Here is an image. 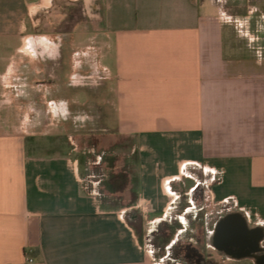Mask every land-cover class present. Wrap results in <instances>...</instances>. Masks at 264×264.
Listing matches in <instances>:
<instances>
[{
    "label": "crops",
    "instance_id": "obj_1",
    "mask_svg": "<svg viewBox=\"0 0 264 264\" xmlns=\"http://www.w3.org/2000/svg\"><path fill=\"white\" fill-rule=\"evenodd\" d=\"M55 1L0 0V264H162L134 225L200 184L264 230V57L229 25L247 0H93L60 43L34 36ZM84 108L95 129L76 140L67 110Z\"/></svg>",
    "mask_w": 264,
    "mask_h": 264
},
{
    "label": "rangeland",
    "instance_id": "obj_2",
    "mask_svg": "<svg viewBox=\"0 0 264 264\" xmlns=\"http://www.w3.org/2000/svg\"><path fill=\"white\" fill-rule=\"evenodd\" d=\"M217 1L222 2L223 0ZM224 5L228 9L227 12H231L228 2H225ZM236 10H238L236 17L241 14L243 18L230 20L229 25L234 28L235 36L240 42L246 43L249 50L257 48L262 57H264V0H247V4ZM94 23L93 0H56L51 9L41 12L39 32L34 36H39L40 38L50 36L55 38V43L69 42V32L72 29L90 26ZM90 78L93 81L91 79H89L91 81H74L73 85H83L87 81L89 86H94V74ZM90 90H87V92L91 93ZM87 92L79 91L80 94H73L71 90L67 89L62 95L68 96L71 101L82 105L88 98ZM67 112L66 120L71 123L74 139H84V134H89L88 128L95 129V110L84 108V110H67ZM86 125L90 127L86 128ZM78 126H83V128L78 129ZM94 153L97 152L94 151ZM193 173L197 179L202 181V177L197 171H193ZM188 200L192 202L195 209L183 216L185 226L182 228L174 224V218L181 217L183 209L188 206ZM230 206L228 204H211L207 190L200 184L190 196L182 195L179 198L176 209L168 211L165 223L162 222L159 225L149 224L142 227L138 219L134 227L141 245H147L146 236L151 233L149 236L152 243L150 244L153 245L154 256L156 260L161 259L162 264H190V260L185 259L184 248L196 250L201 256L203 255L204 259L214 264H229L219 256L218 252L208 249L205 238L207 233L211 231L214 222L227 213L226 209H229ZM198 209L200 210L198 211ZM177 230H181V234L177 241L167 250L164 246L168 245L169 240L173 234H176Z\"/></svg>",
    "mask_w": 264,
    "mask_h": 264
},
{
    "label": "water",
    "instance_id": "obj_3",
    "mask_svg": "<svg viewBox=\"0 0 264 264\" xmlns=\"http://www.w3.org/2000/svg\"><path fill=\"white\" fill-rule=\"evenodd\" d=\"M212 239L214 243L211 245L218 252L226 249L223 253L232 258H254L257 261L264 230L261 227L249 228L242 214L232 212L218 219Z\"/></svg>",
    "mask_w": 264,
    "mask_h": 264
},
{
    "label": "flooded vegetation",
    "instance_id": "obj_4",
    "mask_svg": "<svg viewBox=\"0 0 264 264\" xmlns=\"http://www.w3.org/2000/svg\"><path fill=\"white\" fill-rule=\"evenodd\" d=\"M90 76H85L82 77V80H87L88 78H90ZM86 82V81H85ZM85 85H89L87 82L85 83ZM212 229L214 230V226L212 227ZM212 239V238H211ZM211 243H214L213 239L211 240ZM191 249V248H190ZM185 250V249H184ZM226 249L222 250V253L225 251ZM185 252V251H184ZM263 257V258H262ZM185 259L190 260V264H214L211 261H208L207 259H204L203 255L201 256L200 253H195V252H185ZM256 264H264V254H262V256L260 257L259 260L256 261Z\"/></svg>",
    "mask_w": 264,
    "mask_h": 264
},
{
    "label": "trees",
    "instance_id": "obj_5",
    "mask_svg": "<svg viewBox=\"0 0 264 264\" xmlns=\"http://www.w3.org/2000/svg\"><path fill=\"white\" fill-rule=\"evenodd\" d=\"M97 195H98V192H97ZM97 195H96V196H97ZM133 214H134V213H133ZM130 217H131V216H130ZM135 217H136V216H135ZM133 218H134V217H131L130 219H133ZM184 249H185V250H184L185 252L187 251V252H191V253H192V252H195V253H196V250H193V249H190V248H184Z\"/></svg>",
    "mask_w": 264,
    "mask_h": 264
},
{
    "label": "built area",
    "instance_id": "obj_6",
    "mask_svg": "<svg viewBox=\"0 0 264 264\" xmlns=\"http://www.w3.org/2000/svg\"><path fill=\"white\" fill-rule=\"evenodd\" d=\"M26 262H27V263H31L32 260H31V259H27Z\"/></svg>",
    "mask_w": 264,
    "mask_h": 264
}]
</instances>
